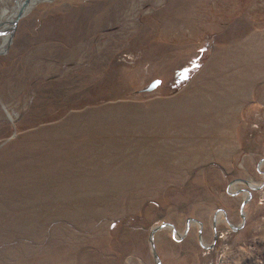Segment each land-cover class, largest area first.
I'll use <instances>...</instances> for the list:
<instances>
[{
	"label": "rangeland",
	"instance_id": "rangeland-1",
	"mask_svg": "<svg viewBox=\"0 0 264 264\" xmlns=\"http://www.w3.org/2000/svg\"><path fill=\"white\" fill-rule=\"evenodd\" d=\"M19 1L0 0V30ZM253 32H264V0L36 1L0 52V264H155L148 234L162 221L182 235L187 218L200 220L205 245L216 210L240 225L246 193L226 189L262 181L264 107H244L257 125L241 124L252 140L239 151L257 153L243 169L232 125L157 123L145 102L176 84L143 88L158 69L193 63L198 41L241 50ZM259 195L240 229L219 212L210 249L196 223L182 240L157 231L161 264H264Z\"/></svg>",
	"mask_w": 264,
	"mask_h": 264
},
{
	"label": "crops",
	"instance_id": "crops-1",
	"mask_svg": "<svg viewBox=\"0 0 264 264\" xmlns=\"http://www.w3.org/2000/svg\"><path fill=\"white\" fill-rule=\"evenodd\" d=\"M253 33L247 35L246 44L248 48L245 47L241 50L229 45H217V43H212L208 47L206 46L208 41L202 42L205 43V46H201V41H198L200 48L191 52L193 63L177 65L175 69L170 70V73H168L169 70L164 71L163 67L158 69L161 80L159 87L162 84L163 87L166 85L168 87V84L171 85L172 83H175L176 86H170L171 88L165 90L161 88L160 91L153 94L150 100L145 102L146 111L150 113V117L154 121L159 119L165 124L224 123L232 125L230 140L235 145V150L232 153L237 151L242 153L239 161L241 165L239 166L243 169H247L248 157L255 156L257 153L251 150L245 153L240 152L245 142L244 137H249V140H252L247 126L241 124L249 123L254 127L257 125V120L254 117L252 120H246L250 115L243 116L244 107L250 111L264 107V46L261 43H264V32ZM201 48L205 49L202 50ZM233 52L244 56L247 64H250L252 68L242 69L239 67L234 61ZM200 59H205V61L199 64ZM253 64H256V68ZM186 65H188L190 73L180 83L181 79L178 77L184 68L187 69ZM153 70L151 68V72ZM176 79H178L177 82H175ZM238 112L240 113L239 116L236 114ZM235 114L236 119L234 120ZM159 139H164V143L166 140L168 141V137L163 132ZM215 139L214 136L213 140ZM221 139L223 140V138ZM261 147L264 148V144H261ZM261 168L264 171V163ZM263 190L264 187L253 193L252 203L256 202L260 197L259 193Z\"/></svg>",
	"mask_w": 264,
	"mask_h": 264
},
{
	"label": "water",
	"instance_id": "water-1",
	"mask_svg": "<svg viewBox=\"0 0 264 264\" xmlns=\"http://www.w3.org/2000/svg\"><path fill=\"white\" fill-rule=\"evenodd\" d=\"M33 0H23L16 12V15L14 16V20L12 21L11 25H10V31H9V35H8V38H7V45L5 47V50H2L0 51L1 53H4L10 42H11V39L13 37V34H14V30L17 26V23H18V20L23 17L27 11L30 9V5H32L34 2H32ZM161 83V80L159 78H156L154 80H152L151 82H149L144 88H143V91L144 92H150V91H153L158 85H160ZM264 163V156H262L257 164H256V169L257 171L262 175V181L258 184H251V182L245 178H236L234 180H232L229 185L227 186V193H229L230 195H238V194H244L246 193V196H243L242 200L240 201V204H239V215H240V218H241V223L240 225L238 226H234V224H232L229 219L227 218L226 216V212L224 211V209H219V210H216L214 213H213V217H212V224H211V227H212V231H213V235H212V241L205 245L203 243V240H202V228H203V223L196 219V218H187L185 220V228H184V231L185 233L183 232V234L181 236H179L178 239H175L174 236H175V233L177 232L175 226L173 223L171 222H168V221H162L160 222L159 224L153 226L150 231H149V234H148V239H149V243H150V249H151V252H152V255L155 259V264H161V260L157 254V251H156V247H155V241H154V237H155V233L163 228H167V227H170V230H171V234H172V237L175 239V240H182L184 239V237L186 236V234L188 233V230H189V226H190V221L191 222H194L196 224H198V235H197V239H198V242L200 244V246L203 248V249H210L214 246V244L216 243V240H217V223H216V214L218 213V211H221L222 214L224 215V220L225 222L227 223V225L230 227V229L232 230H237V229H240L242 227V225L244 224L245 220H246V215L244 214V206H246L248 204V202L251 200L252 198V191H257V190H260L263 185H264V171H262L261 169V166L262 164ZM234 183H241L243 185V187H240L239 189H237L236 191H233L231 192L230 191V187L232 184Z\"/></svg>",
	"mask_w": 264,
	"mask_h": 264
},
{
	"label": "bare ground",
	"instance_id": "bare-ground-1",
	"mask_svg": "<svg viewBox=\"0 0 264 264\" xmlns=\"http://www.w3.org/2000/svg\"><path fill=\"white\" fill-rule=\"evenodd\" d=\"M36 1H38V0H33L32 2H34L32 5H30V8L33 6V5H35V3H36ZM21 2H22V0H20L18 3H17V5H16V9L15 10H12V11H6V12H4V15H6V22L3 24V26H6V29H2V30H0V34H3L4 36H3V42H2V44H1V46H0V49L1 48H3V47H5V45L7 44V38H8V34H5L7 31H9L10 30V23H12V21L14 20V16L16 15L15 14V11L17 12V10H18V8H19V6H20V4H21ZM29 11V10H28ZM6 13V14H5ZM2 26V25H1ZM0 51H2V50H0ZM252 184V183H251ZM255 185V184H254ZM264 186V185H263ZM249 203V202H248ZM245 207L246 206H244V214L246 215V213H245ZM219 212H221V211H218V213ZM216 214V223L218 222V221H220L221 219H223V215L221 214V213H219V214ZM191 221H190V225H191ZM194 223V222H193ZM175 226V225H174ZM167 228H170V227H167ZM175 228H176V226H175ZM189 228H190V226H189ZM176 230H177V228H176ZM184 233H185V231H184ZM187 235V234H186ZM179 236H181L179 233H178V230H177V232L175 233V236H174V238L175 239H178L179 238ZM185 238V237H184ZM204 243V242H203Z\"/></svg>",
	"mask_w": 264,
	"mask_h": 264
},
{
	"label": "trees",
	"instance_id": "trees-1",
	"mask_svg": "<svg viewBox=\"0 0 264 264\" xmlns=\"http://www.w3.org/2000/svg\"><path fill=\"white\" fill-rule=\"evenodd\" d=\"M183 80H184V77H182V79L180 80V83L183 82Z\"/></svg>",
	"mask_w": 264,
	"mask_h": 264
},
{
	"label": "built area",
	"instance_id": "built-area-1",
	"mask_svg": "<svg viewBox=\"0 0 264 264\" xmlns=\"http://www.w3.org/2000/svg\"><path fill=\"white\" fill-rule=\"evenodd\" d=\"M128 58H130V57H128Z\"/></svg>",
	"mask_w": 264,
	"mask_h": 264
}]
</instances>
